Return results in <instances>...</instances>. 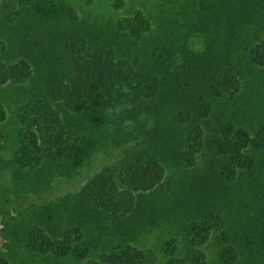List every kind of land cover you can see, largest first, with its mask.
Instances as JSON below:
<instances>
[{
  "label": "trees",
  "instance_id": "16d2710c",
  "mask_svg": "<svg viewBox=\"0 0 264 264\" xmlns=\"http://www.w3.org/2000/svg\"><path fill=\"white\" fill-rule=\"evenodd\" d=\"M152 1L0 0V264H264V0Z\"/></svg>",
  "mask_w": 264,
  "mask_h": 264
},
{
  "label": "rangeland",
  "instance_id": "374dc122",
  "mask_svg": "<svg viewBox=\"0 0 264 264\" xmlns=\"http://www.w3.org/2000/svg\"><path fill=\"white\" fill-rule=\"evenodd\" d=\"M83 2L85 0H82ZM110 0H92L91 5L89 8L94 13H103V12H112L113 10L110 8L109 2ZM124 6L117 11V16H124L126 12L130 8H139V7H147L151 8L153 6L152 0H122ZM119 153L115 151H107L106 149H101L97 151L91 159L88 161V164L84 167L83 172L80 177H77L73 180L67 181L59 185L56 190L51 191L48 193L50 200H57L68 193H74L78 191V189L84 185V183L96 175L106 169L108 167H112L119 158ZM1 185H9V175L7 173L4 174L3 177L0 178ZM3 222L4 219L0 217V246L3 240Z\"/></svg>",
  "mask_w": 264,
  "mask_h": 264
}]
</instances>
